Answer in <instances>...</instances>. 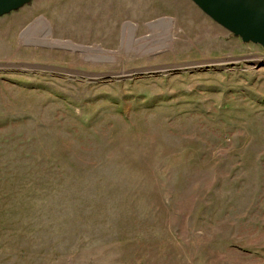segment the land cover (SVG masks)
<instances>
[{
    "label": "rangeland",
    "instance_id": "obj_1",
    "mask_svg": "<svg viewBox=\"0 0 264 264\" xmlns=\"http://www.w3.org/2000/svg\"><path fill=\"white\" fill-rule=\"evenodd\" d=\"M0 264H264V47L193 0L2 15Z\"/></svg>",
    "mask_w": 264,
    "mask_h": 264
},
{
    "label": "water",
    "instance_id": "obj_2",
    "mask_svg": "<svg viewBox=\"0 0 264 264\" xmlns=\"http://www.w3.org/2000/svg\"><path fill=\"white\" fill-rule=\"evenodd\" d=\"M32 0H0V17ZM207 15L244 42L264 47V0H193Z\"/></svg>",
    "mask_w": 264,
    "mask_h": 264
},
{
    "label": "crops",
    "instance_id": "obj_3",
    "mask_svg": "<svg viewBox=\"0 0 264 264\" xmlns=\"http://www.w3.org/2000/svg\"><path fill=\"white\" fill-rule=\"evenodd\" d=\"M23 11V10H22Z\"/></svg>",
    "mask_w": 264,
    "mask_h": 264
}]
</instances>
